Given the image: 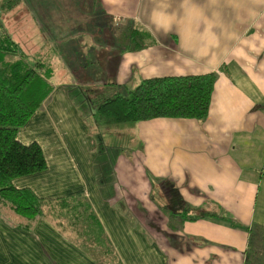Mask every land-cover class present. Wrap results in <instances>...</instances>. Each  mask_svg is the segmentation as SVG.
<instances>
[{
  "label": "crops",
  "instance_id": "crops-1",
  "mask_svg": "<svg viewBox=\"0 0 264 264\" xmlns=\"http://www.w3.org/2000/svg\"><path fill=\"white\" fill-rule=\"evenodd\" d=\"M10 37L67 82L18 131L46 166L12 183L48 203L31 223L0 207V264H244L264 235V0H0ZM206 71V115L135 120L102 187L109 121L96 103L144 77ZM77 198L110 251L72 222Z\"/></svg>",
  "mask_w": 264,
  "mask_h": 264
},
{
  "label": "trees",
  "instance_id": "trees-1",
  "mask_svg": "<svg viewBox=\"0 0 264 264\" xmlns=\"http://www.w3.org/2000/svg\"><path fill=\"white\" fill-rule=\"evenodd\" d=\"M8 39L0 38V54L9 52L6 47ZM215 76V71H206L144 77L124 92L115 91L104 96V99L96 103L97 111L104 115L106 122L135 121L159 116L201 119L208 110ZM45 80L36 65L20 57L0 64V207L13 208L18 214L28 217L29 223L45 214L48 200L35 194L29 187H15L12 179L43 169L46 160L36 140L23 143L17 134L49 93L36 94ZM103 160H98V163ZM109 167L112 168V162ZM97 170L102 173L101 169ZM104 177L105 186L108 176ZM75 202L77 215L72 222L76 226L79 223L85 224L87 232L104 244V250L110 251L98 219L91 211L87 212L89 203L83 198H77ZM84 243L88 245L87 241ZM252 243L254 245L247 251L244 264H264V235L258 236V240L254 239Z\"/></svg>",
  "mask_w": 264,
  "mask_h": 264
},
{
  "label": "rangeland",
  "instance_id": "rangeland-1",
  "mask_svg": "<svg viewBox=\"0 0 264 264\" xmlns=\"http://www.w3.org/2000/svg\"><path fill=\"white\" fill-rule=\"evenodd\" d=\"M13 3V0H11ZM9 42H7L6 47L9 48V52H1L0 54V64H2V61L4 63H8L13 61L16 58H22L25 62L36 65L40 73L44 76L45 83L40 84V89L37 90L38 94H43L52 89V83L54 82H67L66 80V74L59 73L57 71L58 66H50L49 63L47 64L45 62L44 56L47 55L46 51L44 53L34 54V53H26V50L20 49L18 41L15 39V37H10L8 39ZM11 40V42H10ZM5 46V45H3ZM47 50V49H44ZM42 63V64H41ZM40 65V66H39ZM42 65V66H41ZM52 69L55 70V74L52 75ZM57 71V72H56ZM49 89V90H48ZM88 90H91V88H88ZM94 95L90 93L84 95V100L86 102H90L92 105V102L94 101ZM92 107V106H90ZM89 120L93 121V118H90ZM132 122V123H131ZM137 121H109V126L104 131V140H108L109 144H104L101 141H98V157L95 159L94 166L97 169H101L104 176H109L111 168L109 167L110 162L113 163L117 153H120L122 149H127L131 147L132 144H128L129 140H127L129 137H131V130L133 125ZM100 130V129H99ZM98 130V133H99ZM102 133V132H101ZM112 141V142H111ZM132 141V139H131ZM111 142V144H110ZM104 159V160H103ZM98 160H103L101 163H98ZM105 178V177H104ZM101 186H104V183H100Z\"/></svg>",
  "mask_w": 264,
  "mask_h": 264
},
{
  "label": "clouds",
  "instance_id": "clouds-1",
  "mask_svg": "<svg viewBox=\"0 0 264 264\" xmlns=\"http://www.w3.org/2000/svg\"><path fill=\"white\" fill-rule=\"evenodd\" d=\"M157 25H158L159 27H166V25L161 24L159 21H157Z\"/></svg>",
  "mask_w": 264,
  "mask_h": 264
}]
</instances>
